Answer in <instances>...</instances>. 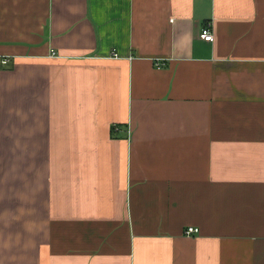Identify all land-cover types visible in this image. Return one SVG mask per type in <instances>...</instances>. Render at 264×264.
<instances>
[{"label": "crops", "instance_id": "obj_1", "mask_svg": "<svg viewBox=\"0 0 264 264\" xmlns=\"http://www.w3.org/2000/svg\"><path fill=\"white\" fill-rule=\"evenodd\" d=\"M0 149V264H264V0H0Z\"/></svg>", "mask_w": 264, "mask_h": 264}, {"label": "rangeland", "instance_id": "obj_2", "mask_svg": "<svg viewBox=\"0 0 264 264\" xmlns=\"http://www.w3.org/2000/svg\"><path fill=\"white\" fill-rule=\"evenodd\" d=\"M22 150V149H21ZM27 150V149H26ZM1 151V155H6V156H11L12 152L11 149H0ZM0 171L3 172V178H4V182H5V189H10V183H11V176H12V172H13V165L12 164H8V165H0Z\"/></svg>", "mask_w": 264, "mask_h": 264}, {"label": "built area", "instance_id": "obj_3", "mask_svg": "<svg viewBox=\"0 0 264 264\" xmlns=\"http://www.w3.org/2000/svg\"><path fill=\"white\" fill-rule=\"evenodd\" d=\"M198 37L200 40L202 41H205V42H210L211 41V34H210V31H209V25H205L203 26L201 29H200V32L198 34ZM155 67H159V65L155 64ZM197 230L196 229H193V228H186L184 231H183V235L185 236H190L194 233H196Z\"/></svg>", "mask_w": 264, "mask_h": 264}]
</instances>
